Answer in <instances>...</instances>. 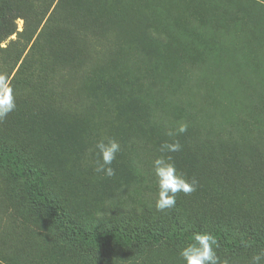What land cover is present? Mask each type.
Here are the masks:
<instances>
[{
    "label": "trees",
    "instance_id": "trees-1",
    "mask_svg": "<svg viewBox=\"0 0 264 264\" xmlns=\"http://www.w3.org/2000/svg\"><path fill=\"white\" fill-rule=\"evenodd\" d=\"M131 1L130 6L150 12L168 38L158 28L155 33L129 22L133 47L122 31L126 19L116 30L104 16L93 19L88 14L87 18L66 7L65 0H0V72L7 75L14 94L21 89L15 95L16 109L0 120V174L12 190L5 204L11 210L10 219L48 216L61 241L93 257V264H177L175 259L159 256L151 260L149 255L164 246L185 245L193 232L204 231L217 237L222 260L223 254H242L250 262L252 249H264V150L244 134L196 128L199 119L183 102L161 109L158 116L159 96L131 88L134 75L146 79L138 67L143 63L147 67L145 46L155 47L158 56L165 57L180 42L191 45L195 41L190 32L177 27L176 12L182 0ZM18 19L24 20L23 30H18ZM14 34L16 39L11 38ZM118 41L123 44H116ZM117 70L126 71L121 82L109 78ZM83 87L88 95L75 103L73 95H81ZM168 94L161 106H169L167 99L178 95L174 91ZM100 111L107 114L103 121L98 118ZM169 112L180 116L171 120ZM47 117L88 118L94 128L102 124L101 138L114 136L131 149L119 152L115 159L124 167L128 188L136 180L147 179L145 166L137 160L142 152L138 146L146 138L160 136L191 145L190 154L201 159L197 170L185 171L186 178L195 177L196 189L203 194L191 206L189 194L177 193L176 206L166 211L135 194L132 201L116 202L106 222L85 221L71 211L59 184L72 167V159H66L73 157L72 144L67 133L49 125ZM180 122L188 124L187 131L168 136ZM96 142L93 138L88 150ZM55 155L62 158L60 162ZM96 159L93 151L88 188L111 178L124 181L121 172L115 171L111 177L95 172ZM230 204L232 213L226 211Z\"/></svg>",
    "mask_w": 264,
    "mask_h": 264
},
{
    "label": "rangeland",
    "instance_id": "rangeland-1",
    "mask_svg": "<svg viewBox=\"0 0 264 264\" xmlns=\"http://www.w3.org/2000/svg\"><path fill=\"white\" fill-rule=\"evenodd\" d=\"M131 2L65 0V5L78 14H85L87 18L88 14L93 19L104 16L108 19L109 26L116 30L119 29L120 21L126 19L128 23H125L122 31L126 32L124 37L132 42L133 47L136 45L129 22L138 23L143 29L147 28L155 33L158 28L166 34L154 23L150 12H145L134 4L130 6ZM176 13L179 16L177 27L184 33L190 32L195 41L191 45L180 42L179 47L165 57H159L155 47L145 46L147 67L143 68L144 63L138 64V67L146 73V79L141 80L134 75V88L130 87L134 91H151L152 95L154 93L159 96L156 105L158 116L163 113L161 109L169 110L174 102H183L187 110L192 111L199 119L200 126L196 128L206 127L216 132L244 134L264 150V0H182ZM17 25L18 30H23L24 20L18 19ZM161 35L164 37L162 33ZM11 38L16 39L17 35L14 34ZM116 44L123 43L118 41ZM115 47L119 53L122 52L117 45ZM124 74L126 71L117 70L109 78L113 82H121ZM20 90L18 88L15 95ZM169 91L176 92L177 97L167 99L169 106H161V100L166 99ZM86 95L88 90L81 88V95L74 93V102ZM85 109L88 111V100ZM93 111L94 109L91 113ZM106 116L104 111L98 114L102 121ZM178 116L180 115L171 114V120ZM47 119L51 127L67 133L72 144L73 157L66 158L72 159V167L69 166L68 174L61 177L63 183L59 184L68 196L70 209L75 215L85 221L91 219L106 222L109 218L105 217L110 215L116 202L132 201L135 194L155 204L158 186L151 170V162L157 155H161L160 146L172 140H162L160 136L148 137L147 142L138 146L142 152L137 160L145 166L148 174L146 180H136L128 188L124 185V167L120 161L114 160L111 166L116 172L124 174V181L111 178L88 188V163L92 162L93 154V151L88 150V145L93 138L96 141L101 139L102 124L94 128L88 118L86 121L68 117ZM180 144L181 151L169 155L173 157L177 169L187 177L188 173L185 171L197 170L201 157L190 154L191 145ZM130 151L131 149L121 145V153ZM55 158L62 159L58 155ZM0 178V264L94 263L93 257L76 252L61 241L58 230L48 216H25L27 219L16 216L18 220L12 221L9 216L11 210L5 205L12 190L5 183L2 174ZM15 186L17 191L20 184ZM133 189H139L138 193ZM202 194L199 189L189 194V205L199 201ZM226 211L234 212L233 204L227 206ZM183 246L178 245L174 249L164 246L160 250L151 251L149 258L152 260L162 256L175 259L177 264H184L179 255ZM257 251L252 249L250 253L253 255ZM243 256L223 254L229 264H250L246 256L245 262Z\"/></svg>",
    "mask_w": 264,
    "mask_h": 264
},
{
    "label": "clouds",
    "instance_id": "clouds-1",
    "mask_svg": "<svg viewBox=\"0 0 264 264\" xmlns=\"http://www.w3.org/2000/svg\"><path fill=\"white\" fill-rule=\"evenodd\" d=\"M17 107L16 96L13 87L5 73L0 72V120L5 119L9 113ZM188 124L180 122L175 132L168 131L167 135L175 137L187 131ZM179 140L164 142L159 152L151 162V170L156 178L158 193L155 199V207L159 211H166L176 206L177 193L191 194L196 190L198 180L195 177L186 178L170 153L181 151ZM96 153L95 172L111 177L115 175V169L111 166L121 151V144L115 137H103L99 139L91 149ZM220 248L217 237L211 232H193L189 241L179 250V255L184 264H229L227 259H221L218 255ZM264 260V249L255 252L250 264H260Z\"/></svg>",
    "mask_w": 264,
    "mask_h": 264
}]
</instances>
